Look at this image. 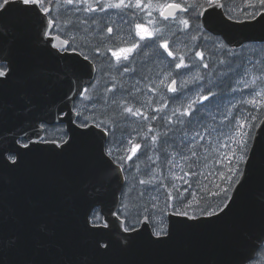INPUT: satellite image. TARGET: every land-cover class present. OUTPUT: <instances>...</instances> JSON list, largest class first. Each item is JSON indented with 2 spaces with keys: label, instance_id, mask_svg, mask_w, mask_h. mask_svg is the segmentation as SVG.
Returning a JSON list of instances; mask_svg holds the SVG:
<instances>
[{
  "label": "snow or ice",
  "instance_id": "snow-or-ice-1",
  "mask_svg": "<svg viewBox=\"0 0 264 264\" xmlns=\"http://www.w3.org/2000/svg\"><path fill=\"white\" fill-rule=\"evenodd\" d=\"M243 15L244 21L234 20L225 0H0V91L36 86L50 98L59 93V111L69 125L58 139L29 134L44 117L30 118L37 105L21 91L26 119L0 134V169L18 170L40 151L73 156L79 183L69 199L78 230L99 256H111L117 247L127 251L141 239L161 245L196 229L237 224L246 215L253 176L264 165V129L256 133L264 117L248 111L237 119L226 112L213 126L202 110L223 98L227 82L232 94L240 93L232 108L264 113V88L258 87L264 85V55H257L264 54V0H248ZM232 22L258 33L237 42L239 51L222 31ZM73 29L91 36L90 42L76 43ZM145 49L152 50L148 60L137 66ZM212 69L220 83L209 79ZM144 93L160 105L142 101L138 94ZM101 100L106 107L97 117ZM169 101L182 102L169 108ZM156 120L163 131L153 126ZM133 169L136 184L129 182ZM248 223L256 226L240 227L232 264H254L257 252H264V208ZM36 230L53 235L47 222ZM20 245V236L0 242V264H9L7 253ZM78 264L92 262L85 255Z\"/></svg>",
  "mask_w": 264,
  "mask_h": 264
},
{
  "label": "water",
  "instance_id": "water-1",
  "mask_svg": "<svg viewBox=\"0 0 264 264\" xmlns=\"http://www.w3.org/2000/svg\"><path fill=\"white\" fill-rule=\"evenodd\" d=\"M222 31L232 38L237 50V42L247 43L246 36L258 34L243 23L235 22ZM57 67L54 61L51 62L53 71ZM24 90L30 92L37 105L30 118L44 117L36 120V127L30 129L29 134L39 131L43 138L41 123H65L66 130L69 128L67 116L59 111L62 106L59 93L50 98L40 87H9L0 91V134L11 131L26 119L21 111L20 93ZM261 129L264 124L256 129V133ZM33 139L37 137L34 135ZM49 147L43 146L44 149ZM78 183L79 168L75 158L59 157L47 151L34 153L18 170L0 169V242L15 236L21 238V245L7 253L9 264H78L85 255L92 264H232L240 227H255L248 221L258 217L264 208L261 199L264 197V165H261L249 188L246 215L237 224L196 229L161 245L141 239L131 249L122 252L117 247L111 256L105 257L95 255L78 230L73 212L75 201L69 199L77 191ZM39 222H47L53 235L38 233L36 224Z\"/></svg>",
  "mask_w": 264,
  "mask_h": 264
},
{
  "label": "rangeland",
  "instance_id": "rangeland-1",
  "mask_svg": "<svg viewBox=\"0 0 264 264\" xmlns=\"http://www.w3.org/2000/svg\"><path fill=\"white\" fill-rule=\"evenodd\" d=\"M237 1L239 2V5H237L236 3H232V4H230V6H228V8L233 10L234 17H236L239 12H241V11L244 12L246 10V4L248 3V0H237ZM161 2H162V0H161ZM188 2L189 3H193L194 0L193 1L192 0H188ZM111 19L113 21H115L116 24H117V21H119V18L116 15H112ZM244 19H246V18H244ZM59 23H61V24L66 23V19H61L59 21ZM70 34L71 35H75L77 39L79 38V33L78 32H74V33L71 32ZM209 47H210V45H209ZM250 47H252V45H250ZM254 47H257V45H255ZM257 55L261 56V53H257ZM211 80H213L212 77H211ZM130 82H131V80H130ZM235 86L236 85L233 84V87H235ZM141 87L142 88L144 87V83L143 82H141ZM195 87H196L195 85H189V88H195ZM258 87L264 88V85H259ZM188 94L192 95L193 93L189 92ZM230 94H232V93L230 92ZM138 95H139V98L142 101L151 102L153 107H158L160 105V103H161V100L158 97L149 96L147 93L138 94ZM168 95L171 96L173 94L168 93ZM244 95H245V99H247L248 96H247V91L246 90H245V94ZM239 97H240V93L237 92L235 94H232L230 97L224 98L222 100L214 101L213 105H211L209 109H206V112L209 115V118L211 119V122L209 124H213V126H215L216 124H219L220 121L224 120V114L226 112L229 113L230 116H235L237 119H239L241 117V113L242 112L243 113H247L248 111H253V115L260 114V110H252L250 108V106H247L250 110H248L246 106L245 107L244 106H238L236 108H232V104H235L236 100L239 99ZM181 102H175L174 103L172 101H169V108L178 107L179 103H181ZM217 102L219 103V108L216 107V103ZM84 103H87V102H84ZM136 106L139 107L140 105L137 104ZM102 107L103 108L106 107L104 105V103H103V100H101L99 103L96 104V108L101 109ZM85 114L88 115L89 113L87 111H85ZM146 114L151 116L153 113L151 112L150 109H148L146 111ZM158 115H162V114H158ZM213 116L215 117V123L213 122V119H212ZM156 121H158V120H156ZM225 123H227V121H225ZM137 126L138 125L136 123H133V124L124 123V125L122 127L135 128ZM141 131H143V128L141 129ZM47 134L49 136H52V137L53 136L54 137H61L63 135V133L61 131H59V129H56V128H53V129L49 128V130L47 131ZM121 135H123V133H121L120 131H117V138L121 137ZM211 139L213 141V148H214L215 147V136L212 137ZM209 153H212V152L210 151ZM138 162H139L140 165L145 164V161L143 159H141ZM209 164H211V159H210ZM254 264H264V252L259 254L258 258L254 261Z\"/></svg>",
  "mask_w": 264,
  "mask_h": 264
},
{
  "label": "trees",
  "instance_id": "trees-1",
  "mask_svg": "<svg viewBox=\"0 0 264 264\" xmlns=\"http://www.w3.org/2000/svg\"><path fill=\"white\" fill-rule=\"evenodd\" d=\"M225 3H226L227 6H230V4H232V3H236L237 5H239V2H238L237 0H225ZM234 18H236V19H244V18H246V17L243 15V12L241 11V12H239L238 15H237L236 17H234ZM257 47L259 48L260 46L257 45ZM204 50H205V52H206V54H207V49H204ZM262 55H264V54H261V56H262ZM152 71H154V67H152ZM205 71H207V70H205ZM214 71H215L214 69L211 70V72H210V74H209V79H211V77H212V78H213V81H214L215 83H220V81H217V80H216L215 75L213 74ZM206 86H207V85H206ZM223 87H224L223 98L217 97V100H222V99L227 98V97H230V96L232 95V94H230V91L228 90V84H227V82H225V83L223 84ZM213 90H214V91H217V92L220 91V89H218V88H214ZM244 107H245V106H244ZM246 107H247V106H246ZM209 108H210V107H209ZM247 109L250 110L248 107H247ZM104 110H105V107H104V108L102 107L101 109L96 108V115H97V117H99L100 112H101V111H104ZM202 112H203V114H204V116H205V118H206L205 122H206V123H210V122H211V119L209 118V115L207 114L206 109H205V110H202ZM245 114H246V113H245ZM260 115L263 117V116H264V113L260 112ZM161 123H162V122H161L160 120H159V121H156V122L153 123V126L156 127L158 130L163 131V128L161 127ZM169 151H171V149H169ZM208 155H209L208 165H209V166H212V164H213V154H212V153H208ZM210 159H211V164H209ZM161 161H163V156L161 157ZM137 164H138L141 168L144 167V164H143V165H140L138 161H137ZM202 171H207V169H202ZM138 175H139V174L133 169V170L131 171V173L129 174V182H130L131 184H136V180L133 179V178H134V177H137ZM139 178H144V177H143V176H140ZM209 179H211V177H209ZM209 186H210V185H209ZM260 253H262V252H260ZM260 253H259V254H260Z\"/></svg>",
  "mask_w": 264,
  "mask_h": 264
},
{
  "label": "flooded vegetation",
  "instance_id": "flooded-vegetation-1",
  "mask_svg": "<svg viewBox=\"0 0 264 264\" xmlns=\"http://www.w3.org/2000/svg\"><path fill=\"white\" fill-rule=\"evenodd\" d=\"M117 25H119L120 28H122V29H127V27H128L127 24L121 23L120 19H119V21H117ZM72 32L74 33V32H78V31H76L75 29H73ZM78 33H79V38L78 39L76 38V43H78V44H87V43L90 42L91 36L85 35L83 32H78ZM123 35H127V33L125 32V33H123ZM82 50L87 51V49H82ZM151 51H152L151 49H145V55L138 56L136 58V61L134 63L137 66H139L142 62L147 61L148 60V57H149V55L151 53ZM149 67L152 68L153 66L149 65ZM155 71H157V69L154 68V71H152V72L154 73ZM125 79H126L128 85H131L134 82V80L132 78H125ZM135 79H139V77H135ZM130 80H131V82H130ZM104 83H105V81L104 80H101V84H100L101 90L103 89ZM192 89H194V88H192ZM44 127H45V131H44L45 138L48 139V140L58 139L59 138V137L49 136L47 134V131L49 130V128L59 129V131H61L62 133H64L66 131L65 125H63V124H60V125H57V126H52V127H48V126H44Z\"/></svg>",
  "mask_w": 264,
  "mask_h": 264
}]
</instances>
